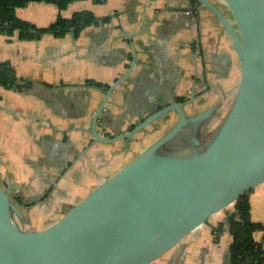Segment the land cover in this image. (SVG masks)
Wrapping results in <instances>:
<instances>
[{
	"label": "crops",
	"instance_id": "obj_1",
	"mask_svg": "<svg viewBox=\"0 0 264 264\" xmlns=\"http://www.w3.org/2000/svg\"><path fill=\"white\" fill-rule=\"evenodd\" d=\"M209 1L234 23L225 0ZM78 13H90L94 23L63 35L0 34V64L10 65L17 79L12 88L0 85V183L11 188L12 198L15 190L28 195L13 198L21 205L22 224L30 201L78 195L79 167L101 162L99 154L109 145L89 149L92 136L84 131L91 130L119 79L100 113V125L108 126L99 127L102 135L123 133L131 122L192 98L201 103L194 113L214 108L215 117L232 106L240 84L242 67L230 35L195 0H78L65 9L55 2H30L15 10L39 30ZM85 198L64 205L65 215ZM250 203L253 222L264 223V183L251 190ZM233 210L210 217L162 264L175 255L178 264H231L229 233L219 240L214 229ZM254 238L264 248V231Z\"/></svg>",
	"mask_w": 264,
	"mask_h": 264
},
{
	"label": "water",
	"instance_id": "obj_2",
	"mask_svg": "<svg viewBox=\"0 0 264 264\" xmlns=\"http://www.w3.org/2000/svg\"><path fill=\"white\" fill-rule=\"evenodd\" d=\"M195 1L224 26L242 67L234 102L205 149L162 150L188 123L198 126L213 114L214 108L190 117L188 110L200 108L196 98L162 107L128 133L102 135L100 113L119 79L84 131L92 136L89 149L129 139L164 117L178 121L46 230L20 229L15 218L24 219L21 205L0 183V264H152L264 183V0H225L234 23L211 1ZM200 144L195 137V147ZM179 259L175 255L168 264Z\"/></svg>",
	"mask_w": 264,
	"mask_h": 264
},
{
	"label": "trees",
	"instance_id": "obj_3",
	"mask_svg": "<svg viewBox=\"0 0 264 264\" xmlns=\"http://www.w3.org/2000/svg\"><path fill=\"white\" fill-rule=\"evenodd\" d=\"M74 1L78 0H0V34H19L21 38H34L46 32L63 35L70 29H83L94 23L95 18L90 13H78L70 19L60 17L49 29L39 30L31 23L20 20L15 14L16 8L30 2H55L61 9H65ZM16 81L14 69L8 64H0V85L12 88L17 84ZM250 193L248 191L241 195L226 221L214 229L215 235L228 230L231 264H264V248L254 238L257 231H264V223H256L251 219Z\"/></svg>",
	"mask_w": 264,
	"mask_h": 264
},
{
	"label": "flooded vegetation",
	"instance_id": "obj_4",
	"mask_svg": "<svg viewBox=\"0 0 264 264\" xmlns=\"http://www.w3.org/2000/svg\"><path fill=\"white\" fill-rule=\"evenodd\" d=\"M195 105H196V103H193L192 106H195ZM188 109H189V107H188ZM201 113H203V112H201ZM187 114L190 117L197 115V114H192L190 110L187 111ZM148 116H151V115H148ZM147 117H145V119H142L139 122H131L128 126V129L123 133L122 132L116 133V130H114L113 131L114 134H112V137H117V136H120L122 134L128 133L129 131L134 130V128L139 123L146 120ZM213 118L214 117L212 114L208 119L201 122L198 126L196 124H193V123H188L183 128V130L179 133V135H177L173 140H171L166 145H164V147L162 149L163 152L164 153H172V154H180V153L186 154V153L193 152L195 149L200 150V151L205 149V147L208 143L207 144L204 143V139H203L204 134H207L210 136L213 134V130L211 129V127L208 128L209 124L213 121ZM177 121H178L177 116L172 117L170 121H166L165 117L161 118L158 121H156L155 123L149 125L145 129H143L142 131L134 134L129 139L119 141V142H116V143L109 145V150L107 152H102L101 154H99L101 162L99 164L95 165L93 167V169L91 167L90 168V169H92L91 171L87 169L88 165H87V167H86V165L85 166L82 165L81 167H79V170H78L79 171V174H78L79 178L78 179H81V181H83L84 183H87L90 181L89 179H93V177H96L98 174L103 175V173H107L106 172L107 170L106 169L104 170L103 167L104 168L106 167L107 169H122L123 167L126 166L124 164V163H126V161L125 162L121 161V164L117 165L115 163L116 158H119L121 160V158H122L121 156L123 155V157L126 158V160H128L133 155H136V154H137V156L140 155L147 148H149L156 141H158L161 137H163L176 124ZM108 136L111 137V135H108ZM195 137H197L200 140V142H201L200 146L195 147V145H194V138ZM125 155H127V156L125 157ZM137 156H135V158ZM129 163H127V164H129ZM99 165H101V167H98ZM87 170L90 173L86 174ZM109 172H110V170H109ZM97 179H98V176H97ZM160 264H162V263L160 262Z\"/></svg>",
	"mask_w": 264,
	"mask_h": 264
},
{
	"label": "rangeland",
	"instance_id": "obj_5",
	"mask_svg": "<svg viewBox=\"0 0 264 264\" xmlns=\"http://www.w3.org/2000/svg\"><path fill=\"white\" fill-rule=\"evenodd\" d=\"M230 108H231V106H228L227 108L225 107V111H221L219 115H216L213 118V121L209 124L208 128L211 127V129L213 130V134H212L213 136L216 134V132L221 127L222 123L224 122L226 116L229 113ZM222 110H224V108ZM212 135L210 136V135L204 134V138L203 139H204V143L205 144L210 142V140L213 137ZM126 156L127 155H125V157ZM135 156H137V154L133 155L132 157H130V159L126 160V158H124L123 155H122L121 156L122 157L121 160L119 158H116V160H115L116 162L115 163L117 165H119V164H121V161L122 162L126 161V163H124V164L127 165V163L132 161L135 158ZM85 165L87 167V163L83 164V166H85ZM91 167L93 169L94 166L93 165H89L87 169L91 171L92 170V169H90ZM98 167H101V165H99ZM103 169L104 170L106 169L107 173H103V175L98 174L97 175L98 179H97V176H96V177H93V179H89L90 181L87 182V183H84L83 181H81V179H79V181H77V185L78 186L76 187V191L78 190V192H79L78 195H75V196L70 197L68 199L67 198L65 199V197L60 195L61 197L60 196H56L53 199H51L50 201H49V199H47L44 202L43 201L42 202L30 201L31 205L29 206V208L25 207V209H23L25 215H28V217H27L28 219L26 218L27 219V221H26L27 223H23L22 224L20 219L15 218L16 224L18 226H20V228L25 229L26 232H28V231L29 232H34L37 229L47 228L50 224L51 225L52 224L53 225L56 224L62 218H64L63 216L65 215V210H66L65 208H63L64 205H66V204H67V206H68V204L72 205V204L80 201L84 197H88L90 195L89 192L94 190L95 187L97 188L99 186L98 184H100V183L102 184L107 179H109L110 177L115 175L119 170H121V169H107L106 167L105 168L103 167ZM88 170H87V174L90 173V172H88ZM109 170H110V172H109ZM2 186L5 188L4 184H2ZM15 191H13L15 195L19 194V195H24L26 197L28 196L25 193H19V191L18 192H15ZM14 194H13V198H15ZM258 197H260L259 194H258ZM61 198L62 199L64 198L63 202H60ZM58 200H60V201L57 202ZM51 205L54 206L53 211L50 210L49 212H46V211L41 210V208L49 209V206H51ZM63 209H64V211H63ZM226 232H227V229L223 232V234L226 233ZM223 234L222 233H220L218 235L216 234L217 235L216 237H218L219 240L222 239L224 241L225 237L223 236ZM162 261H164L163 258L161 260L159 259L158 261H156L155 263H152V264H160V262L162 263Z\"/></svg>",
	"mask_w": 264,
	"mask_h": 264
},
{
	"label": "built area",
	"instance_id": "obj_6",
	"mask_svg": "<svg viewBox=\"0 0 264 264\" xmlns=\"http://www.w3.org/2000/svg\"><path fill=\"white\" fill-rule=\"evenodd\" d=\"M227 232H228V230H227Z\"/></svg>",
	"mask_w": 264,
	"mask_h": 264
}]
</instances>
